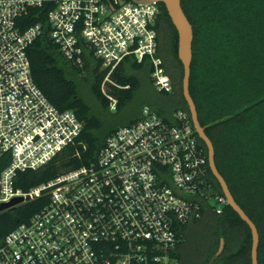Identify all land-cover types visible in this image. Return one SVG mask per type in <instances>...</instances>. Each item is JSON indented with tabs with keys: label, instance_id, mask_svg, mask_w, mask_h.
I'll return each mask as SVG.
<instances>
[{
	"label": "built area",
	"instance_id": "built-area-1",
	"mask_svg": "<svg viewBox=\"0 0 264 264\" xmlns=\"http://www.w3.org/2000/svg\"><path fill=\"white\" fill-rule=\"evenodd\" d=\"M161 12L155 1L0 0V206L49 196L5 237L0 264H179V228L199 219L204 204L223 214L227 200L213 193L208 155L185 110L163 117L145 106L137 122L106 139L95 161L28 192L16 187L20 173L46 166L84 127L36 85L28 56L35 41L48 31L78 67L90 49L109 74L126 59L147 61L155 90L171 94L158 56ZM31 16L43 18L27 26Z\"/></svg>",
	"mask_w": 264,
	"mask_h": 264
},
{
	"label": "trees",
	"instance_id": "trees-1",
	"mask_svg": "<svg viewBox=\"0 0 264 264\" xmlns=\"http://www.w3.org/2000/svg\"><path fill=\"white\" fill-rule=\"evenodd\" d=\"M181 6L194 32L190 95L213 143L219 173L258 229V263L264 264V0H181ZM160 8L162 14L156 25L158 56L174 91L163 93L169 109L151 101L145 106L168 117L176 110L189 113V109L183 96L178 33L163 3ZM42 18H27V26ZM28 56L38 88L59 110L74 111L84 127L78 139L46 166L18 175L16 187L25 192L95 161L112 133L140 119L145 106L137 115L120 122L142 81L154 87L149 62L126 59L109 74L110 68L103 66L94 51L86 49L84 64L74 66L64 59L48 31L35 41ZM82 83L88 86L94 105L82 96ZM109 98L117 101L111 120L107 117L111 113ZM198 140L208 155L206 145ZM208 176L213 193L223 195L210 168ZM48 202L49 196L42 195L0 213V246L13 229L28 222ZM196 229L202 230V238L191 242L188 233L200 234ZM179 231L173 253L179 264H252L251 230L229 206L219 215L211 205L204 204L201 217ZM222 240V253L215 259ZM185 246L191 247L188 256Z\"/></svg>",
	"mask_w": 264,
	"mask_h": 264
},
{
	"label": "water",
	"instance_id": "water-1",
	"mask_svg": "<svg viewBox=\"0 0 264 264\" xmlns=\"http://www.w3.org/2000/svg\"><path fill=\"white\" fill-rule=\"evenodd\" d=\"M132 1L135 3L155 1L158 3H163L166 7L169 18L171 19L178 33V58L180 62L182 63L183 69H184L183 86H182L183 96L187 103L189 114L191 116L195 132L207 147L210 170L213 176L215 177V179L218 181L221 187L222 193L227 200L228 206L240 216V218L249 226L251 230L252 264H259L258 263V247H259L260 237H259L258 229L256 225L254 224V222L244 212V210H242V208L236 203L233 195L231 194L229 190V187L225 179L219 173L217 166H216V162H215V149H214L213 143L210 140V138L206 135L205 129L203 128V126L201 125L199 121L196 105L190 95L189 88H190V77H191V64H192V59H193L192 48H193L194 32H193V27L191 23L189 22L187 16L185 15L182 9L181 0H132ZM23 201H24L23 198H15L11 202L0 206V212L9 210L21 204ZM221 242H222V246L218 253H221L223 249L224 241L222 240Z\"/></svg>",
	"mask_w": 264,
	"mask_h": 264
},
{
	"label": "rangeland",
	"instance_id": "rangeland-1",
	"mask_svg": "<svg viewBox=\"0 0 264 264\" xmlns=\"http://www.w3.org/2000/svg\"><path fill=\"white\" fill-rule=\"evenodd\" d=\"M81 93H82V96L84 97V99L88 103L94 105L95 101L91 97V95L88 93V86L85 83L81 84ZM166 99H167V97L163 93H159L158 91L155 90L154 87L150 86V82L142 81L141 87L138 90V92L136 93L133 101L131 102V105L127 109H125L124 113L121 115L120 122L127 120V118L129 119V117H131L133 115H137L138 112H140L139 110L141 109V107L145 106L148 101H151L153 103L157 102L158 104L162 105L165 110L169 109L166 106V104H167ZM114 113H115V111H112V110H111V113H107L108 114L107 117L109 118V120L112 119V115ZM196 232H199L200 234L192 233V231L188 233V236H191V239H190L191 242L195 239L199 240L202 238L201 237L202 230L196 229ZM185 247L187 248V251H188L186 256H188L189 253L191 252V247H189V246H185ZM186 259H188V257H186L185 260Z\"/></svg>",
	"mask_w": 264,
	"mask_h": 264
},
{
	"label": "flooded vegetation",
	"instance_id": "flooded-vegetation-1",
	"mask_svg": "<svg viewBox=\"0 0 264 264\" xmlns=\"http://www.w3.org/2000/svg\"><path fill=\"white\" fill-rule=\"evenodd\" d=\"M161 14H162V13H161ZM218 252H219V251H218ZM221 253H222V251H221ZM221 253H217L216 256H215V259L218 258L219 255H220ZM218 254H219V255H218ZM217 255H218V256H217Z\"/></svg>",
	"mask_w": 264,
	"mask_h": 264
}]
</instances>
